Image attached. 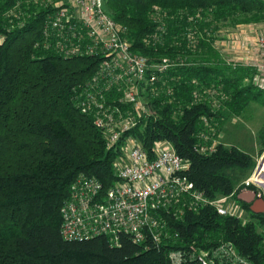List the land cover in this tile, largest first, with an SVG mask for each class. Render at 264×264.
I'll use <instances>...</instances> for the list:
<instances>
[{"label":"trees","instance_id":"1","mask_svg":"<svg viewBox=\"0 0 264 264\" xmlns=\"http://www.w3.org/2000/svg\"><path fill=\"white\" fill-rule=\"evenodd\" d=\"M34 1L0 0V264H166L168 248L179 243L145 247L121 234L110 245L105 236L68 241L59 235L69 184L82 172L110 186L122 150L105 146L101 130L71 97L96 59L65 58L44 48L49 8ZM104 2L125 26L134 51L174 62L164 75L171 91L158 93L153 115L128 134L145 149L156 140L170 141L189 163L188 180L207 196L235 194L255 160L223 142L203 151L199 134L203 118L215 121L214 137L225 113L237 116L251 100L264 104V89L251 83L255 70L229 60L218 47L221 28L264 21V0ZM153 33L158 40H151ZM261 136L264 150V128ZM243 206L250 212L247 221L208 206L187 212L173 225L178 242L207 247L229 240L252 264H264V212Z\"/></svg>","mask_w":264,"mask_h":264},{"label":"built area","instance_id":"2","mask_svg":"<svg viewBox=\"0 0 264 264\" xmlns=\"http://www.w3.org/2000/svg\"><path fill=\"white\" fill-rule=\"evenodd\" d=\"M34 2L49 8L44 48L65 58L96 59L93 72L73 88L71 97L101 130L105 146L125 151L114 160L115 180L110 186L104 187L98 178L82 172L69 184V194L59 209V235L68 241L105 236L110 245L118 244L121 234L145 247L179 243L177 248H168L166 264H252L229 240H212L207 247L195 240L178 242L179 231L173 225L187 212L208 206L220 216L241 218L243 210L233 200L234 192L209 197L196 188L186 174L188 161L170 141L156 140L145 149L128 134L143 118L153 115V98L163 90L171 91L164 75L174 62L167 57L151 60L134 51L125 26L106 11L104 0ZM252 31L251 54L237 61L228 59L254 69L252 83L264 89V30ZM151 40H158V35L153 33ZM199 136L203 151L213 150L219 143L205 131ZM209 138L212 143L207 146ZM263 164L264 159L241 184L256 187L257 195L264 198Z\"/></svg>","mask_w":264,"mask_h":264},{"label":"rangeland","instance_id":"3","mask_svg":"<svg viewBox=\"0 0 264 264\" xmlns=\"http://www.w3.org/2000/svg\"><path fill=\"white\" fill-rule=\"evenodd\" d=\"M253 23H261V22H253ZM253 23L251 24L253 25ZM246 25L247 23H242V24H239L238 27L235 26V27H229V28H221L220 32H221L222 39L224 37V34L226 35V34H230L235 31H240V29H243V28L245 29L247 27ZM238 28L239 30H236ZM218 47H221V46H218ZM222 54L226 56V58H230V59L237 61L236 58L230 57L228 53L222 52ZM245 67H249V66H245ZM251 83H252V80H251ZM225 114L227 117L225 119L223 126L220 127V130L218 131L217 136H214V137L212 136L213 133L215 132V129H214L215 121L211 123L210 120L203 118L202 125H203V128H205L203 129V131H205V133H207L209 137L213 138L214 140L223 142L225 144L235 145L239 147L240 149H242V151L244 150L245 152L249 153L253 157V160H255L254 167H256V164L257 163L260 164L262 160L264 159V150H261V147H262V136L261 135H262V129L264 128L263 127L264 126V104L251 100L248 102V104L244 107V109L237 116H230V115L228 116L227 113ZM211 138H209L206 141H212ZM124 152L125 151H120L119 155H121V153H124ZM261 178H262L261 180H263L264 176H261ZM256 191H257L256 187L252 190L247 189L245 187H240L239 189L235 190V194L233 195L232 198L233 200L236 201L238 207L243 210L242 214H240L241 215L240 219L247 221L248 218L250 217L249 215L250 212L248 211V209H246L243 206L244 201L241 199V197L244 198L248 196L249 194H251V192H254L257 194ZM235 195H237V197H235ZM229 204L233 205L232 202Z\"/></svg>","mask_w":264,"mask_h":264},{"label":"crops","instance_id":"4","mask_svg":"<svg viewBox=\"0 0 264 264\" xmlns=\"http://www.w3.org/2000/svg\"><path fill=\"white\" fill-rule=\"evenodd\" d=\"M251 23H247V27L244 29H240V31H235L230 34H224V37L222 40H218L219 46L222 49L221 51L223 53H228L230 57L239 59L242 55L245 54H251V51L253 50V38H254V32L252 31H262L264 30V22L262 23H253V25L250 26ZM252 29H251V28ZM250 28V29H249ZM236 30H239L236 29ZM264 169V164H263ZM241 199L244 201V203H247L249 205V209L252 211L257 210L262 211L264 207L260 204L264 205V198L261 196H258L256 193L251 192L246 197H241ZM253 212V211H252ZM264 212V211H263ZM255 213V212H254ZM262 213V212H261Z\"/></svg>","mask_w":264,"mask_h":264},{"label":"water","instance_id":"5","mask_svg":"<svg viewBox=\"0 0 264 264\" xmlns=\"http://www.w3.org/2000/svg\"><path fill=\"white\" fill-rule=\"evenodd\" d=\"M260 205H262V206L264 207V205H263V204H260ZM252 211L258 214V213H261V212H263V211H264V209H263L262 211H258V212H257V210H253V209H252Z\"/></svg>","mask_w":264,"mask_h":264}]
</instances>
